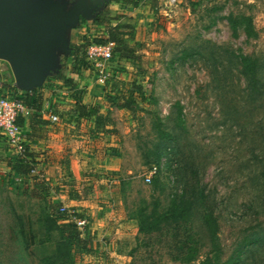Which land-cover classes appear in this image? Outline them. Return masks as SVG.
<instances>
[{"label":"rangeland","instance_id":"374dc122","mask_svg":"<svg viewBox=\"0 0 264 264\" xmlns=\"http://www.w3.org/2000/svg\"><path fill=\"white\" fill-rule=\"evenodd\" d=\"M53 1L67 12L82 2L62 43L48 50L49 66L36 87L46 114L35 121L44 123L52 109L59 122L46 118L50 128L36 135L40 148H30L36 175L0 174V264H39L44 252L55 250L58 232L40 247L42 207L49 204L84 215V237L107 239L111 251L100 254L103 264H212L217 257L220 264H264V243L246 246L264 239V0H142L137 9L113 0ZM230 16L251 17L256 36L242 25L234 37ZM117 26V33L134 34L125 44L130 59L114 54L116 44H102L113 52L108 80L101 83L89 62L76 73L71 45H101ZM242 55L260 66L262 93L255 97L240 72L236 56ZM1 67L11 77L6 86L14 88L10 65L0 60ZM63 73L77 86L67 85ZM135 84L146 96L135 95L132 103ZM79 99L111 119V133L95 118L78 117ZM129 103L133 110L121 108ZM32 113L25 118L34 119ZM153 166L160 171L148 183ZM189 203L186 220L159 233L140 232L141 211ZM209 214L217 218L215 237ZM85 255L74 264H86ZM102 262L88 254V264Z\"/></svg>","mask_w":264,"mask_h":264},{"label":"trees","instance_id":"16d2710c","mask_svg":"<svg viewBox=\"0 0 264 264\" xmlns=\"http://www.w3.org/2000/svg\"><path fill=\"white\" fill-rule=\"evenodd\" d=\"M116 3L124 4L125 6H131L133 8H139L142 0H113ZM242 19V20H241ZM235 18L230 16L229 23L232 28L234 37H238L240 26H244V30L248 37L252 38L256 36V29L251 17H241ZM120 31V28L115 27L113 32L110 33L108 39L100 41L102 44H116L117 48L115 53L120 56L122 60H128L131 56H128L129 53H125L126 42L135 40L134 34L127 33H117ZM121 32V31H120ZM122 36H128L123 37ZM124 48V49H123ZM87 50L81 44H72L71 45V57L75 59V69L76 73L82 71L89 63L87 61ZM239 65L240 72L244 75L245 79L248 80V87L251 89V96L255 97L262 93V87L259 86L261 81L260 78V66L257 60L253 59L250 56H236ZM232 64V63H231ZM67 85L77 86V82L71 78L67 77L64 73L60 76ZM14 83V82H13ZM14 90L16 88L14 87ZM131 102L133 103L134 96L137 95L140 99L145 98L146 90L143 86L135 84L131 90ZM18 98L23 101L33 112L34 114L32 120L40 118L37 117L39 113L42 112L43 104V95L38 88H34L32 91L23 92L22 96ZM77 114L80 119H92L95 118V123L98 128L104 127L105 132L111 133L112 129H109V123L111 120L108 117H104L99 113L98 110L94 108H89L86 104L82 102L81 99L77 101ZM121 108L133 110L132 104L122 106ZM41 116V115H40ZM36 118V119H35ZM24 119V118H22ZM108 121V122H107ZM23 123V120H20V125ZM31 163L19 157L17 160L13 161L12 172L17 174L20 178L25 179L31 176ZM28 194V192L25 191ZM32 194L33 191H32ZM34 196V195H32ZM189 206L186 209H178L177 207H172L166 211H153L149 215L146 211H141L139 214V230L141 233L145 234H155L163 231L166 226H170L172 223H178L181 220H186L190 217L189 213L192 210V204L189 203ZM62 206L49 204L42 207V219L45 225V235L43 240L40 242L41 246H47L49 240L54 232H58L61 236V239L57 242L55 250L50 252L49 255H46V252L43 253L42 259H40L39 264H74V259L78 254H91L93 252L94 237L87 233L86 237L83 236V233L80 231L77 223L72 219L69 220L66 213L61 212ZM81 219L85 218L84 215H81ZM22 219V218H21ZM205 221L208 226L209 232L213 237L217 235L218 223L217 218L213 214L205 216ZM208 232V231H207ZM250 240V239H249ZM263 242L264 239H253L246 243V246L255 245L256 243ZM189 244V241H187ZM190 249H193L192 247ZM189 249V250H190ZM195 255L192 254L188 257V261L194 260ZM219 257L216 258V261L212 264H220L217 262ZM208 260V258L206 259ZM238 260H229L223 264H238ZM209 263V262H207Z\"/></svg>","mask_w":264,"mask_h":264},{"label":"water","instance_id":"95a60500","mask_svg":"<svg viewBox=\"0 0 264 264\" xmlns=\"http://www.w3.org/2000/svg\"><path fill=\"white\" fill-rule=\"evenodd\" d=\"M82 2L67 12L53 0H0V60L10 65L22 91L40 86L49 66V49L78 19Z\"/></svg>","mask_w":264,"mask_h":264},{"label":"built area","instance_id":"2783aa9c","mask_svg":"<svg viewBox=\"0 0 264 264\" xmlns=\"http://www.w3.org/2000/svg\"><path fill=\"white\" fill-rule=\"evenodd\" d=\"M173 4L177 0H171ZM113 60V52L109 46L106 45H92L87 50V61L94 66L98 72V79L101 83H105L109 76V66ZM7 87L6 85H0V134L8 141L9 145L19 154L22 159L34 163H31V176L38 173L37 164L35 159L31 157L30 146L26 144L20 120L25 118L30 113V108L18 98L17 92H25L16 87ZM51 111V109L49 110ZM49 119L53 124L59 122L58 115L53 112H49ZM157 166H153L150 169L149 176L146 178L148 183H151L153 177L159 172ZM62 213H66L69 218L75 221L79 228H84L87 224L86 219L76 218L78 213L75 210L69 209V207L63 206L61 208Z\"/></svg>","mask_w":264,"mask_h":264},{"label":"crops","instance_id":"0c3cea01","mask_svg":"<svg viewBox=\"0 0 264 264\" xmlns=\"http://www.w3.org/2000/svg\"><path fill=\"white\" fill-rule=\"evenodd\" d=\"M10 82H11V77H10L9 72H7V70L5 68L1 67L0 68V85H7L6 83H10ZM49 112L54 113L55 111L51 109V111H49ZM44 113H45V111L43 110V112L39 113V115H42ZM42 118H43L42 120L45 121L44 123H40V122L34 123V120H32V119H31V121L26 119V118L21 119V120H23V123L21 124L23 137H24L26 144H28L30 146V148H33V149L34 148L35 149L40 148V147H38V145L41 144L42 142L39 140L38 136H36V135H38L37 134V133H39L38 131L45 132L47 130V128L48 129L50 128L48 126L49 123L46 119V118H48L49 122H51L49 119L50 117L47 115H44ZM10 153H12V155H9ZM13 154H15V150L9 145L8 141L0 134V174H2L3 172H8L10 174V178L14 177V179L19 180V178H18L19 176L17 174H13V172H12L11 164H13L14 159L11 160V158H12V156H15ZM6 158H8L10 160L6 161ZM14 184H16V183H14ZM121 236H122V238H128V237H126V234H122ZM93 237H94L95 246L93 247V252L91 254H89V256L91 257V262H93V260H94L96 263L97 262L99 263V262H102V258L100 257V254H102V255L106 254L107 255V254H109V251H111V250H110V246L106 243L107 239H102V238L99 239L98 238L99 235H94ZM102 245L106 247L104 249V252H102V248H103ZM84 258H85L84 262H86V264H88V254L85 255ZM101 264H103V262ZM110 264H113V262ZM116 264H120V262L117 261Z\"/></svg>","mask_w":264,"mask_h":264}]
</instances>
